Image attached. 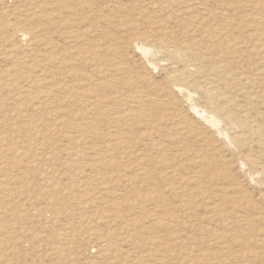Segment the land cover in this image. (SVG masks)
<instances>
[{
  "label": "rangeland",
  "instance_id": "374dc122",
  "mask_svg": "<svg viewBox=\"0 0 264 264\" xmlns=\"http://www.w3.org/2000/svg\"><path fill=\"white\" fill-rule=\"evenodd\" d=\"M83 1L0 0V264H264V0Z\"/></svg>",
  "mask_w": 264,
  "mask_h": 264
},
{
  "label": "bare ground",
  "instance_id": "6f19581e",
  "mask_svg": "<svg viewBox=\"0 0 264 264\" xmlns=\"http://www.w3.org/2000/svg\"><path fill=\"white\" fill-rule=\"evenodd\" d=\"M82 1H83V0H82ZM93 1H94V0H93ZM98 1H99V0H98ZM83 2H84V1H83ZM87 2H88V1H87ZM94 2H95V4H96L97 1L95 0ZM115 2H116V1H115ZM259 2H260V1H259ZM261 2H262V1H261ZM91 3L93 4V2H91ZM97 3H98V2H97ZM109 3H110V2H109ZM92 4H91V5H92ZM105 4H106V3H105ZM93 5H94V4H93ZM110 5H111V4H110ZM263 5H264V4H263ZM94 6H95V5H94ZM97 6H98V4H97ZM106 6H107V5H106ZM108 6H109V5H108ZM111 6H112V5H111ZM99 7H100V6H99ZM103 7H104V6H103ZM116 7H117V5H116ZM118 7H119V6H118ZM86 8H87V7H86ZM96 9H97V8H96ZM100 9H101V7H100ZM100 9H99V11H100ZM84 10H85V7H84ZM90 10H91V9H90ZM86 11H88V8H87ZM91 11H93V10H91ZM94 11H95V10H94ZM95 12H97V11H95ZM49 13H52V12H49ZM97 13H99V12H97ZM100 14H102V13L100 12ZM40 18L47 19V20H51L50 23H51V22H54V20H52V19H53V16H52L51 14H50V15H49V14H42V15H40ZM43 19H41V20L43 21ZM47 20H46V21H47ZM48 39H49V38H48ZM48 39H47V40H48ZM45 40H46V39H45ZM40 41L42 42V40H40ZM48 42H49V41H48ZM44 44H45V43H44ZM143 44H144V42H143ZM145 44H146V43H145ZM17 45H18V44H17ZM20 45H21V44H20ZM237 45H238V44H237ZM14 47H15V46H14ZM47 47H49V46H47ZM16 48H17V47H16ZM16 48H15V49H16ZM234 48H235V47H234ZM245 48H246V47H245ZM246 49H247V48H246ZM11 50H12V48H11ZM203 50H204V49H203ZM239 50H240V49H239ZM244 50H245V49H244ZM247 50H248V49H247ZM234 51H235V50H234ZM237 51H238V50H237ZM245 51H246V50H245ZM13 52H14V51H13ZM238 52H239V51H238ZM6 53H7V52H6ZM175 53H176V52H175ZM235 53H236V52H235ZM240 53H241V51H240ZM244 53H245V52H244ZM47 54H48V53H47ZM47 54H45V55H47ZM200 54H201V53H200ZM200 54H199V55H200ZM236 54H237V53H236ZM51 55H52V54H51ZM199 55H197V56H199ZM249 56H250V55H249ZM44 57H45V56H44ZM195 58H197V57H195ZM197 59H198V58H197ZM199 59H200V58H199ZM54 60H55V59H54ZM61 62H62V61H61ZM20 64H21V63H20ZM60 64H61V63H60ZM25 66H26V65H25ZM21 67H22V66H21ZM27 67H28V66H27ZM27 67H26V68H27ZM18 68H20V66H19ZM32 68H33V67H32ZM32 68H31V69H32ZM16 69H17V68H16ZM21 69H22V68H21ZM21 69H20V70H21ZM42 69H43V68H42ZM20 70H19V71H20ZM27 70H28V69H27ZM13 71H14V70H13ZM16 71H17V70H15L14 73H15ZM57 73H58V72H57ZM18 74H19V72H18ZM55 74H56V73H55ZM55 74H54V75H55ZM19 75H20V74H19ZM14 76H16V74H15ZM15 78H16V77H15ZM18 78H19V76H18ZM38 78H39V77H38ZM38 78H37V79H38ZM41 78H42V77H41ZM16 79H17V78H16ZM30 79H32V78H30ZM30 81H33V80H30ZM40 81H41L40 83H45L44 79H43V80H40ZM59 81H60V80H59ZM187 81H188V80H187ZM176 82H177V81H176ZM184 82H185V81H184ZM32 83H33V82H32ZM36 83H38V82H36ZM48 83H49V82H48ZM57 83H58V82H57ZM187 83H188V82H187ZM30 84H31V83H30ZM34 84H35V83H34ZM34 84H32V85L34 86ZM55 84H56V83H55ZM59 84H60V83H59ZM185 84H186V83H185ZM185 84H183V85H185ZM189 84H190V83H189ZM14 85H15V84H14ZM27 85H28V84H27ZM36 85H37V84H36ZM191 85H192V84H191ZM15 86H16V85H15ZM45 86H46V84H45ZM51 86H52V85H51ZM53 86H54V85H53ZM8 87H9V86H8ZM46 87H47L49 90L51 89L49 86H46ZM58 87H59V86H58ZM60 88H61V87H60ZM60 88H59V89H60ZM193 88H194V87H193ZM195 88H196V87H195ZM16 89H17V88H16ZM23 89H24V88H23ZM65 89H66V87H65ZM65 89H64V90H65ZM39 90H40V89H39ZM57 90H58V89H57ZM66 90H67V89H66ZM18 91H19V90H18ZM25 91H26V90H25ZM25 91H24V92H25ZM29 91H30V90H29ZM67 91H68V90H67ZM1 92H2V90H1ZM41 92H42V91H41ZM47 92H48V91H47ZM22 93H23V92H22ZM25 93H27V92H25ZM28 93H29V92H28ZM31 93H32V92H31ZM45 93H46V92H45ZM52 93H53V92H52ZM10 94H11V93H10ZM19 94H20V93H19ZM65 94H66V93H65ZM46 95H48V93H47ZM68 95H69V94H68ZM5 96H6V95H5ZM29 96H31V95H29ZM32 96H33V95H32ZM66 96H67V95H66ZM144 96H146V94H144ZM14 97H16V95H14ZM26 97H27V96H26ZM7 98H8V97H7ZM143 98H144V97H143ZM145 98H148V97H145ZM1 99H2V98H1ZM4 99H5V97H4ZM14 99H15V98H14ZM42 99H44V98H42ZM149 99H150V98H149ZM19 100H20V99H19ZM33 100H34V99H33ZM36 100H37V99H36ZM3 102H4V101H3ZM18 102H19V101H18ZM18 102H17V103H18ZM21 103H22V102H21ZM94 103H95V102H94ZM47 104H48V103H47ZM19 105H20V104H19ZM21 105H22V104H21ZM93 105H94V104H93ZM12 106H13V105H12ZM17 106H18V105H17ZM89 106H90V105H89ZM91 106H92V105H91ZM96 106H97V105H96ZM162 106H163V105H162ZM19 107H20V106H19ZM23 107H24V106H23ZM23 107H22V108H23ZM30 107H31V106H30ZM12 108H13V107H12ZM96 108H98V107H96ZM88 109H89V108H88ZM88 109H87V110H88ZM58 110H59V109H58ZM85 110H86V109H85ZM87 110H86V111H87ZM40 111H41V110H40ZM215 111H217V110H215ZM51 112H52V108H51L50 113H51ZM81 112H83V111H81ZM131 112H132V113H125L124 116H123V119H125V120H130V121H131V119H133V117L135 116L134 113H135L136 111H135V112L131 111ZM13 113H14V112H13ZM25 113H26V112H25ZM40 113H41V112H40ZM137 113H139V112H137ZM23 114H24V111H23ZM61 114H62V113H61ZM72 114H73V113H72ZM75 114H76V113H75ZM78 114H79V113H78ZM143 114H144V113H143ZM18 115H19V114H18ZM51 115H52V114H51ZM62 115H63V114H62ZM70 115H71V114H70ZM179 115H181V114H179ZM74 116H75V115H74ZM85 116H86V115H85ZM143 116H144V115H143ZM154 116H155V115H154ZM154 116H152V117H154ZM8 117H9V116H8ZM28 117H29V116H28ZM55 117H56V116H55ZM139 117H142V115L139 116ZM139 117H138V118H139ZM149 117H151V116H149ZM156 117H157V115H156ZM214 117H215V116H214ZM214 117H213V118H214ZM14 118H15V117H14ZM16 118H17V117H16ZM23 118H24V117H23ZM58 118H59V120H60V117H58ZM58 118H57L56 121H59ZM177 118H178V117H177ZM0 119H1V118H0ZM7 119H8V118H7ZM27 119H28V118H27ZM140 119H142V118H140ZM151 119H152V118H151ZM157 119H159V117H158ZM165 119H166V118H165ZM174 119H175V118H174ZM9 120H10V118H9ZM24 120H25V119H24ZM79 120H81V119H79ZM115 120H116V119H115ZM136 120H137V119H136ZM136 120H135V121H136ZM152 120H153V119H152ZM152 120H151V121H152ZM155 120H156V119H155ZM179 120H180V119H179ZM184 120H185V119H184ZM74 121H75V120H74ZM94 121H95V120H94ZM138 121H139V120H138ZM144 121H145V120H144ZM149 121H150V120H148V124H149V123H151L152 125L154 124V123H152L153 121H152V122H149ZM180 121H181V120H180ZM78 122L80 123V121H78ZM139 122H140V121H139ZM173 122H174V121H173ZM178 122H179V121H178ZM27 123H28V122H27ZM85 123H86V121H85ZM115 123H117V122L115 121ZM115 123H114V124H115ZM125 123H127V122H125ZM142 123H144V122H142ZM142 123H140V124H142ZM171 123H172V122H171ZM22 124H23V122H22ZM22 124H21V125H22ZM80 124H81V123H80ZM135 124H136V123H135ZM137 124H138V123H137ZM176 124H178V123H176ZM176 124H175V125H176ZM186 124H187V123H186ZM29 125H30V123H29ZM66 125L68 126V123H66ZM76 125H77V123H76ZM92 125H93V124H92ZM116 125H117V124H116ZM149 125H150V124H149ZM172 125H173V124H172ZM172 125H170V129H171V127L174 126V125H173V126H172ZM182 125H183V124H182ZM26 126H27V125H26ZM61 126H62V125H61ZM61 126H59V127H61ZM63 126H64V125H63ZM67 126H66V127H67ZM97 126H98V125H97ZM97 126L95 125L96 128H97ZM125 126H126V125H125ZM127 126H128V125H127ZM133 126H134V125H133ZM177 126H179V125H177ZM183 126H185V125H183ZM189 126H190V125H189ZM66 127H65V128H66ZM70 127H72V126H70ZM70 127H69V128H70ZM74 127H75V126H74ZM156 127H157V126H156ZM175 127H176V126H175ZM175 127H174V128H175ZM186 127H187V126H186ZM79 128H80V127H79ZM3 129H4V128H3ZM3 129H1V130L3 131ZM34 129H35V128H34ZM34 129H33V130H34ZM56 129H58V128H56ZM90 129H91V128H90ZM118 129H120V128H118ZM183 129H184L183 127H179V130H180V131H182ZM5 130H7V129H5ZM5 130H4V131H5ZM26 130H27V129H26ZM33 130H30V132L33 131ZM68 130H69V129H68ZM126 130H127V129H126ZM186 130H187V129H186ZM58 131H59V130H58ZM92 131H93V130H92ZM129 131H130V130H129ZM172 131H173V130H172ZM188 131H190V129H189ZM8 132H9V131H8ZM12 132H13V131H12ZM73 132H74V130H73L71 133H73ZM182 132H183V131H182ZM182 132H181V133H182ZM27 133H28V131H27ZM34 133H35V132H34ZM56 133H57V131H56ZM79 133H80V132H79ZM83 133H85V132H83ZM86 133H87V132H86ZM179 133H180V132H179ZM187 133H188V132H187ZM187 133H186L185 135L188 136ZM11 134H12V133H11ZM31 134H32V133H31ZM65 134H67V133L65 132ZM65 134H64V135H65ZM112 134H113V133H112ZM4 135H5V134H4ZM24 135H25V134H24ZM59 135H61V134H59ZM62 135H63V132H62ZM70 135H72V134H70ZM70 135H69V136H70ZM79 135H80V134H79ZM91 135H92V134H91ZM179 135H181V134H179ZM189 135H190V134H189ZM0 136H1V135H0ZM32 136H33V135H32ZM32 136H31V137H32ZM77 136H78V135H77ZM118 136H119V135H118ZM118 136H116V137L119 138ZM182 136H183V135H182ZM187 136H186V137H187ZM179 137H180V136H179ZM21 138H22V136H21ZM29 138H30V136H29ZM72 138H73V137H72ZM123 138H124V137H123ZM181 138H182V137H181ZM44 139H45V138H44ZM62 139H63V138H62ZM74 139H75V136H74ZM111 139H112V138H111ZM21 140H23V139H21ZM40 140H41V139H40ZM65 140H66V139H65ZM79 140H80V138H79ZM83 140H85V139H83ZM83 140H82V141H83ZM118 140H119V139H118ZM121 140H122V139H121ZM123 140H125V139H123ZM123 140H122V141H123ZM1 141H2V140H1ZM1 141H0V142H1ZM38 141H39V140H38ZM85 141H86V140H85ZM126 141H127V140H126ZM171 141H172V140H171ZM9 142H10V139H9ZM22 142H24V141H22ZM69 142H70V141H69ZM71 142H73V141H71ZM71 142H70V143H71ZM75 142H76V141H75ZM79 142H80V141H79ZM118 142H119V141H118ZM7 143H8V142H7ZM70 143H69V144H70ZM108 143H109V142H108ZM115 143H116V142H115ZM127 143H128V142H127ZM5 144H6V143H5ZM18 144H19V143H18ZM21 144H22V143H21ZM69 144H68V145H69ZM75 144H76V143H75ZM1 145H2V144H1ZM8 145H9V144H8ZM8 145H7V146H8ZM44 145H45V144H44ZM102 145L105 146L104 144H102ZM106 145H107V144H106ZM116 145H117V144H116ZM10 146H11V145H10ZM72 146H73V145H72ZM95 146H96V145H95ZM5 147H6V146H5ZM75 147H76V146H75ZM93 147H94V145H93ZM101 147H102V146H101ZM111 147H112V146H111ZM111 147H110V148H111ZM114 147H115V146H114ZM72 148H73V147H72ZM76 148H77V147H76ZM90 148H91V147H90ZM102 148H104V147H102ZM112 148H113V147H112ZM117 148H118V147H117ZM158 148H159V147H158ZM1 149H2V148H1ZM3 149H4V147H3ZM6 149H7V148H6ZM18 149H19V148H18ZM64 149H65V148H64ZM64 149H63V151H64ZM70 149H71V148H70ZM113 149H114V148H113ZM168 149H169V148H168ZM168 149H167V150H168ZM14 150H15V149H14ZM14 150H13V151H14ZM24 150H25V149H24ZM26 150H27V149H26ZM26 150H25V151H26ZM68 150H69V149H68ZM92 150H93V149H92ZM104 150H105V149H104ZM114 150H115V149H114ZM114 150H113V151H114ZM118 150H119V149H118ZM124 150H125V149H124ZM6 151H7V150H6ZM17 151H18V150H17ZM17 151H16V152H17ZM27 151H28V150H27ZM52 151H53V150H52ZM52 151H51V152H52ZM56 151H57V150H56ZM72 151H75V150L73 149ZM102 151H103V150H102ZM110 151H111V150H110ZM115 151H116V150H115ZM115 151H114V152H115ZM121 151H122V150H121ZM158 151H159V150H158ZM171 151H172V150H171ZM2 152H3V151H2ZM2 152H0V153H2ZM19 152H21V151H19ZM53 152H54V151H53ZM57 152H58V151H57ZM67 152H68V151H67ZM96 152H97V151H96ZM111 152H112V151H111ZM7 153H8V152H7ZM11 153H12V151L10 152V154H11ZM94 153H95V151H94ZM106 153H107V152H106ZM165 153H166V152H165ZM173 153H174V152H173ZM183 153H185V152H183ZM194 153H195V152H194ZM25 154H26V153H25ZM82 154H83V153L81 152V155H82ZM98 154H99V153H98ZM98 154H97V155H98ZM102 154H103V153H102ZM107 154H108V153H107ZM112 154H113V152H112ZM118 154H119V153H118ZM179 154H180V153H179ZM6 155H7V154H6ZM50 155H51V154H50ZM73 155H74V154H73ZM77 155H78V154H77ZM103 155H104V154H103ZM114 155H115V154H114ZM119 155H120V154H119ZM185 155H186V154H185ZM185 155L183 154V156H185ZM10 156H11V155H10ZM14 156H15V155H14ZM35 156H36V155H35ZM38 156H40V155H38ZM38 156H37V157H38ZM41 156H42V155H41ZM75 156H76V155H75ZM78 156H80V154H79ZM91 156H92V155H91ZM108 156H109V154H108ZM181 156H182V155H181ZM198 156H199V155H198ZM7 157H8V155H7ZM11 157H12V156H11ZM76 157H77V156H76ZM76 157H75V158H76ZM84 157H85V156H84ZM86 157H87V156H86ZM102 157H103V156H102ZM106 157H107V156H106ZM111 157H112V156H111ZM166 157H167V156H166ZM169 157H170V156H169ZM5 158H6V156H5ZM14 158H16V157H14ZM28 158H29V157H28ZM54 158H55V157H53V158H51V159L53 160ZM91 158H92V157H91ZM103 158H104V157H103ZM107 158H108V157H107ZM114 158H115V157H113V160H115ZM139 158H140V157H139ZM179 158H181V157H179ZM182 158H183V157H182ZM193 158H194V157H193ZM198 158H199V157H198ZM2 159H3V158H2ZM23 159H24V158H23ZM39 159H40V158H39ZM51 159H50V161H51ZM78 159H80V158H78ZM117 159H118V158H117ZM195 159H196V158H195ZM202 159H203V158H202ZM21 160H22V159H21ZM40 160H41V159H40ZM91 160H92V159H91ZM113 160H112V162H113ZM180 160H181V159H180ZM180 160H179V161H180ZM42 161H44V160H42ZM74 161H75V160H74ZM81 161H82V160H81ZM92 161H93V160H92ZM143 161H144V160H143ZM170 161H171V160H170ZM90 162H91V161H90ZM93 162H94V161H93ZM161 162H162V161H161ZM186 162H187V161H186ZM23 163H24V162H23ZM25 163H26V162H25ZM27 163H28V162H27ZM41 163H42V162H41ZM49 163H50V162H49ZM77 163H78V162H77ZM134 163H135V162H134ZM142 163H143V162H142ZM179 163H180V162H179ZM182 163H183V161H182ZM0 164H1V163H0ZM8 164H9V163H8ZM79 164H80V163H79ZM109 164H110V162H109ZM137 164H138V163H137ZM164 164H165V163H164ZM177 164H178V163H177ZM21 165H22V164H21ZM35 165H36V164H35ZM45 165H46V164H45ZM69 165H70V164H69ZM158 165H160V164H158ZM170 165H171V164H170ZM46 166H48V165H46ZM113 166H114V165H113ZM165 166H166V165H165ZM20 167H21V166H20ZM105 167H106V165H105ZM105 167H104V168H105ZM131 167H132V166H131ZM135 167H136V166H135ZM162 167H163V166H162ZM168 167H170V166H168ZM172 167H173V166H172ZM42 168H43V167H42ZM44 168H45V166H44ZM133 168H134V167H132V169H133ZM144 168H145V167H144ZM37 169H38V168H37ZM47 169H48V167H47ZM69 169H70V168H69ZM125 169H126V168H125ZM135 169H136V168H135ZM178 169H179V168H178ZM17 170H18V169H17ZM20 170H21V169H20ZM89 170H90V169H89ZM168 170H169V169H168ZM5 171L7 172V170H5ZM9 171H10V170H8V172H9ZM127 171H128V170H127ZM148 171H149V170H148ZM166 171H167V170H166ZM169 171L171 172V170H169ZM173 171H174V169H173ZM120 172H121V171H120ZM136 172H137V171H136ZM143 172L145 173L146 170L143 171ZM181 172H182V171H181ZM181 172H180V174H181ZM3 173H5V172L3 171ZM20 173H21V172H19V175H20ZM40 173H41V172H40ZM45 173H46V172H45ZM147 173H148V172H147ZM95 174H96V173H95ZM122 174H123V173H122ZM135 174H136V173H135ZM148 174H149V173H148ZM46 175H48V174H46ZM133 175H134V174H133ZM139 175H140V174H139ZM170 175H171V174H170ZM183 175H184V174H183ZM5 176H6V175H5ZM24 176H25V175H24ZM72 176H73V175H72ZM173 176H175V175L173 174ZM179 176H180V175H178V177H179ZM181 176H182V175H181ZM200 176H201V175H200ZM30 177H31V176H30ZM46 177H49V176H46ZM84 177H85V176H84ZM89 177H90V176H89ZM133 177H134V176H133ZM140 177H142V176L140 175ZM143 177H144V176H143ZM149 177H150V176H149ZM175 177H176V176H175ZM185 177H186V176H185ZM188 177H189V175H188ZM10 178H11V177H10ZM26 178H27V177H26ZM101 178H102V177H101ZM150 178H151V177H150ZM150 178H149V179H150ZM167 178H168V177H167ZM189 178H190V177H189ZM7 179H8V178H7ZM44 179H46V178H44ZM82 179H83V178H82ZM91 179H92V178H91ZM102 179H106V178H102ZM132 179H133V178H132ZM182 179H183V178H182ZM9 180H10V179H9ZM19 180H20V179H19ZM19 180H18V181H19ZM26 180H27V179H25V181H26ZM46 180H47V179H46ZM75 180H76V179H75ZM18 181H17V182H18ZM48 181H49V180H48ZM86 181H87V180H86ZM99 181H100V180H99ZM120 181H122V180H120ZM127 181H128V180H127ZM181 181H182V180H181ZM181 181H180V182H181ZM15 182H16V181H15ZM15 182H14V183H15ZM100 182H103V180L100 181ZM100 182H99V184H100ZM106 182H107V181H106ZM136 182H137V181H136ZM18 183H19V182H18ZM51 183H52V181H51ZM87 183H88V182H87ZM97 183H98V182H97ZM167 183H168V181H167ZM170 183H171V182H170ZM0 184H1V183H0ZM12 184H13V183H12ZM164 184H165V183H164ZM177 184H178V183H177ZM187 184H188V183H187ZM196 184H197V183H196ZM196 184H195V185H196ZM19 185H20V184H19ZM85 185H86V184H85ZM195 185H194V186H195ZM13 186H14V185H13ZM30 186H31V185H30ZM109 186H110V185H109ZM152 186H153V185H152ZM152 186H151V187H152ZM168 186H169V185H168ZM186 186H187V185H186ZM11 187H12V186H11ZM85 187H87V186H85ZM91 187H92V185H91ZM153 187H154V186H153ZM156 187H159V186H156ZM165 187H166V186H165ZM172 187H173V186H172ZM180 187H181V186H180ZM184 187H185V186H184ZM198 187H199V186H198ZM198 187H196L197 190H198ZM31 188H32V187H31ZM97 188H98V187H97ZM167 188H168V187H167ZM178 188H179V187H178ZM27 189H28V188H27ZM69 189H70V188H69ZM104 189H105V188H104ZM107 189H108V188H107ZM158 189L160 190V188H158ZM201 189H202V186H201ZM0 190H1V188H0ZM2 190H3V188H2ZM151 190H152V189H151ZM173 190H174V189H173ZM190 190H191V189H190ZM195 190H196V189H195ZM9 191H10V190H9ZM153 191H154V190H153ZM174 191H175V190H174ZM176 191H177V190H176ZM180 191H181V190H180ZM184 191H185V190H184ZM6 192H7V191H6ZM71 192H72V191H71ZM170 192H172V191H170ZM182 192H183V191H182ZM2 193H3V191H2ZM7 193H8V192H7ZM78 193H80V192H78ZM155 193H156V192H155ZM157 193H159V192H157ZM190 193H191V191H190ZM190 193H188V195H189ZM204 193H205V192H204ZM160 194H161V193H160ZM163 194H164V193H163ZM197 194L200 195L199 193H197ZM197 194H196V196H197ZM201 194H203V193H201ZM86 195H87V194H86ZM148 195H149V194H148ZM153 195H154V193H153ZM158 195H159V194H158ZM165 195H167V194H165ZM182 195H183V194H182ZM75 196H76V195H75ZM161 196H164V195H161ZM186 196H187V195H186ZM186 196H184V197H186ZM209 196H211V195H209ZM94 197H95V196H94ZM115 197H116V196H115ZM119 197H120V196H119ZM189 197H190V195H189ZM194 197H195V196H194ZM54 198H55V197H54ZM59 198H60V197H59ZM84 198H85V197H84ZM84 198H83V200H84ZM148 198H150V197H148ZM148 198H147V199H148ZM157 198H158V197H157ZM186 198H187V197H186ZM186 198H185V199H186ZM209 198H210V197H209ZM51 199H52V198H51ZM57 199H58V198H57ZM181 199H182V198H181ZM188 199H189V198H188ZM188 199H186V200H188ZM89 200H91V199H89ZM149 200H150V199H149ZM151 200H152V199H151ZM189 200H191V199H189ZM48 201H49V200H48ZM144 201H145V199H144ZM153 201H154V199H153ZM81 202H82V201H81ZM131 202H132V201H131ZM131 202H130V203H131ZM164 202H165V201H163V203H164ZM185 202H186V201H185ZM185 202H184V203H185ZM195 202H196V201H195ZM46 203H47V202H46ZM114 203H115V201H114ZM163 203H162V204H163ZM167 203H168V202H167ZM180 203L182 204L183 202H180ZM191 204H192V202H191ZM82 205H83V204H82ZM113 205H115V204H113ZM117 205H118V204H117ZM182 205H183V204H182ZM193 205H194V204H193ZM193 205H191V206H193ZM46 206H47V204H46ZM46 206H45V207H46ZM53 206H54V205H53ZM55 206L58 207L57 205H55ZM88 206H89V205H88ZM106 206H107V205H106ZM162 206H163V205H162ZM48 207H49V206H48ZM50 207H51V206H50ZM82 207H83V206H82ZM172 207H173V206H172ZM186 207H187V206H186ZM42 208H43V207H42ZM161 208H162V207H161ZM163 208H164V207H163ZM168 208H169V207H168ZM180 208H181V207H180ZM191 208H192V207H191ZM48 209H49V208H48ZM85 209H86V208H85ZM138 209H139V207H138ZM158 209H159V208H158ZM165 209H166V208H165ZM171 209H172V208H171ZM183 209H184V207H183ZM193 209H194V208H193ZM118 210H119V209H118ZM169 210H170V209H169ZM172 210H173V209H172ZM40 211H41V210H40ZM52 211H54V210H52ZM84 211H85V210H84ZM121 211H122V210H121ZM149 212H150V211H149ZM164 212H165V211H164ZM51 213H54V212H51ZM153 213H156V212H153ZM153 213H152V215H153ZM172 213H173V212H172ZM54 214H55V213H54ZM143 215H144V214H143ZM140 216H141V215H140ZM158 216H159V215H158ZM122 217H123V216H122ZM144 217H145V216H144ZM151 217H152V216H151ZM167 217H168V216H167ZM141 218H142V217H141ZM147 218H148V217H147ZM153 218H154V216H153ZM156 218H157V217H156ZM159 218H160V216H159ZM175 218H176V217H175ZM136 219H137V218H136ZM136 219H135V220H136ZM177 219H178V217H177ZM50 220H51V219H50ZM53 220H54V219H53ZM53 220H52V221H53ZM85 220H86V219H85ZM135 220H134V221H135ZM138 220H139V219H138ZM138 220L135 221L134 224H135L136 222H138ZM143 220H144V219H143ZM145 220H146V219H145ZM151 220H152V219H151ZM54 221H55V220H54ZM89 221H90V220H89ZM141 221H142V219H141L139 222H141ZM152 221H153V220H152ZM152 221H151V222H152ZM165 221H166V220H165ZM170 221L173 222V223H175L174 221H176V220H175L174 218L172 219V216H171ZM170 221H169V222H170ZM130 222H131V221H130ZM142 222H143V221H142ZM155 222H156L155 224H156L157 226H164V228H165V226H166V227H168L169 230H170V229H171V230H175V231L177 230V227L174 226V225H176L177 223H175V224H171V223H169V222H164V221H162V220H158V221L155 220ZM183 222H185V221L183 220ZM88 223H89V222H88ZM88 223H87V224H88ZM87 224H86V225H87ZM131 224H133V221L131 222ZM131 224H129L130 227H128V228H131V226H132ZM141 224H142V223H141ZM180 224H181V223H180ZM189 224H190V223H189ZM139 225H140V224H139ZM139 225H138V226H139ZM150 225H152V223H151ZM156 225H154V226H156ZM177 225H179V223H178ZM182 225H183V223H182ZM192 225H193V224H192ZM192 225H190V226H192ZM73 226H75V225H73ZM80 226H81V224H80ZM127 226H128V225H127ZM133 226H134V225H133ZM135 226H136V225H135ZM142 226H143V225H142ZM142 226H141V227L139 226V228H142ZM179 226H180V225H179ZM69 227H71V226L69 225ZM150 227H151V226H150ZM152 227H153V226H152ZM73 228H74V227H73ZM125 228H126V227H125ZM139 228H138V229H139ZM148 228H149V227H148ZM159 228H162V227H159ZM144 229H145V227H144ZM146 229H147V228H146ZM165 229H166V228H165ZM182 229H183V228H181V230H182ZM189 229H190V228H189ZM67 230H69V229H67ZM73 230H74V229H73ZM88 230H89V229H88ZM136 230H137V228H136ZM184 230H185V229H184ZM70 231H71V230H70ZM130 231H131V229H130ZM137 231H138V230H137ZM139 231H140V230H139ZM142 231H143V229H142ZM167 231H168V230H167ZM185 231H186V230H185ZM187 231H188V230H187ZM187 231H186V232H187ZM160 232H161V229H160ZM209 232H210V231H209ZM128 233H129V232H128ZM128 233H127V234H128ZM157 233H158V232H157ZM177 233H178V232H177ZM180 233H181V231H180ZM213 233H214V232H213ZM218 233H219V232H217V234H218ZM127 234H126V235H127ZM147 234H148V233H147ZM170 234H172V233H170ZM178 234H179V233H178ZM208 234H209V233H208ZM222 234H223V233H222ZM157 235H158V234H157ZM209 235H210V234H209ZM209 235H208V236H209ZM214 235H216V234H214ZM214 235H210V237H212V236H214ZM223 235H224V234H223ZM223 235H222V236H223ZM142 236H143V235H142ZM154 236H155V235H154ZM154 236H153V237H154ZM160 236H161V233H160ZM216 236H217V235H216ZM216 236H215V237H216ZM234 236H235V235H234ZM239 236H240V235H239ZM145 237H146V236H145ZM151 237H152V236H151ZM217 237H218V236H217ZM217 237L214 238V239H217ZM240 237H241V236H240ZM98 238H99V237H98ZM98 238H97V239H98ZM131 238H132V237H131ZM143 238H144V237H143ZM163 238H164V237H163ZM163 238H162V239H163ZM180 238H182V237H180ZM183 238H184V237H183ZM223 238H224V237H223ZM231 238H232V237H231ZM233 238H234V237H233ZM237 238H238V235H237ZM100 239H101V238H100ZM144 239H145V238H144ZM152 239H153V238H152ZM184 239H185V238H184ZM211 239H212V238H211ZM239 239H241V238H239ZM248 239H249V237H248ZM127 240H128V239H127ZM136 240H137V239H136ZM140 240H141V239H140ZM142 240H143V239H142ZM164 240H165V239H164ZM173 240H174V238H173ZM173 240H172V241H173ZM180 240H181V239H180ZM218 240H220V239H218ZM224 240H225V239H224ZM145 241H146V240H144V242H145ZM178 241H179V240H178ZM215 241H216V240H215ZM232 241H233V240H232ZM235 241H236V239H235ZM241 241H242V240H241ZM243 241H244V240H243ZM262 241H263V240H262ZM130 242H131V241H130ZM147 242H148V241H147ZM180 242H181V241H180ZM161 243H163V242H161ZM168 243H169V242H168ZM172 243H173V242H172ZM262 243H263V242H262ZM154 244H155V243H154ZM163 244H164V243H163ZM163 244H162V246L167 245V244H165V245H163ZM180 244H181V243H180ZM148 245H149V244H148ZM150 245H151V244H150ZM238 245H239V244H238ZM258 246H259V245H258ZM106 247H108V246H106ZM111 247H112V246H111ZM155 247H156V246H155ZM155 247H154V248H155ZM175 247H176V246H175ZM168 248H169V247H168ZM176 248H178V247H176ZM176 248H175V249H176ZM181 248H182V246H181ZM114 249H116V248H114ZM179 249H180V248H179ZM166 250H167V249H166ZM113 251H115V250H113ZM110 252H111V251H109V253H110ZM165 252H166V251H165ZM117 253H118V251H117ZM161 253H162V251H161ZM111 254H112V253H111ZM113 254H114V253H113ZM121 254H122V253H121ZM166 255H167V254H166ZM104 256H105V254H104ZM100 257H101V256H100ZM108 257H109V256H108ZM111 257H112V256H111ZM114 257H115V256H114ZM118 257H119V256H118ZM120 257H121V255H120ZM167 257H168V256H167ZM109 258H110V257H109ZM112 258H113V257H112ZM163 258H164V257H163ZM165 258H166V256H165Z\"/></svg>",
  "mask_w": 264,
  "mask_h": 264
}]
</instances>
